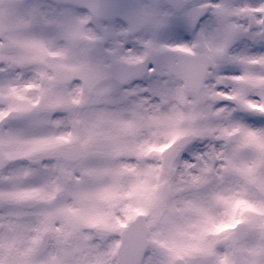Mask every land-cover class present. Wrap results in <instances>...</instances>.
Returning a JSON list of instances; mask_svg holds the SVG:
<instances>
[{
    "label": "snow or ice",
    "instance_id": "snow-or-ice-1",
    "mask_svg": "<svg viewBox=\"0 0 264 264\" xmlns=\"http://www.w3.org/2000/svg\"><path fill=\"white\" fill-rule=\"evenodd\" d=\"M174 9L0 0V264H264V0Z\"/></svg>",
    "mask_w": 264,
    "mask_h": 264
},
{
    "label": "flooded vegetation",
    "instance_id": "flooded-vegetation-1",
    "mask_svg": "<svg viewBox=\"0 0 264 264\" xmlns=\"http://www.w3.org/2000/svg\"><path fill=\"white\" fill-rule=\"evenodd\" d=\"M202 2H225L239 6L240 3L246 2V0H110V3L115 6L121 18H124L129 12L146 6L163 7L164 10L167 11L168 6H171L173 4L177 5L178 9H174V11H178L179 14L171 17L167 26L161 29L158 33L159 39L162 42L166 43H191L195 40L196 35L202 29L211 31L215 28L217 20L211 12L201 13L194 25H189L184 19V12L196 7ZM176 21H179L181 24H183V27L181 29L182 36H180L179 38L176 36ZM171 37H173L174 39L170 40ZM132 42L135 43L134 40ZM240 43L241 42L237 41L236 44L233 45V48L235 49V52L233 54L243 51V47L238 46L240 45ZM229 69L231 71H229ZM239 71L240 69L238 66L228 64L224 66L221 74L235 75L239 74Z\"/></svg>",
    "mask_w": 264,
    "mask_h": 264
},
{
    "label": "rangeland",
    "instance_id": "rangeland-1",
    "mask_svg": "<svg viewBox=\"0 0 264 264\" xmlns=\"http://www.w3.org/2000/svg\"><path fill=\"white\" fill-rule=\"evenodd\" d=\"M173 39H174L173 37L170 38V40H173Z\"/></svg>",
    "mask_w": 264,
    "mask_h": 264
}]
</instances>
